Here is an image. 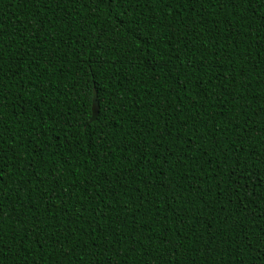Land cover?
<instances>
[{"label":"trees","instance_id":"trees-1","mask_svg":"<svg viewBox=\"0 0 264 264\" xmlns=\"http://www.w3.org/2000/svg\"><path fill=\"white\" fill-rule=\"evenodd\" d=\"M0 264H264V0H0Z\"/></svg>","mask_w":264,"mask_h":264},{"label":"water","instance_id":"water-1","mask_svg":"<svg viewBox=\"0 0 264 264\" xmlns=\"http://www.w3.org/2000/svg\"><path fill=\"white\" fill-rule=\"evenodd\" d=\"M92 109H93V117H92V119L95 120L97 118V116L99 114V110H100L99 101H98L97 93H96L95 89H94Z\"/></svg>","mask_w":264,"mask_h":264}]
</instances>
